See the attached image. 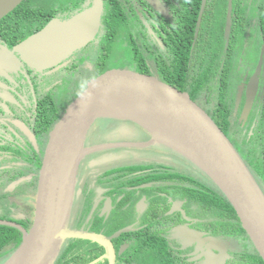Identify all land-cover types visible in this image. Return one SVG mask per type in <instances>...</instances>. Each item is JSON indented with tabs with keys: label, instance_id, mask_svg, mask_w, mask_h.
Here are the masks:
<instances>
[{
	"label": "flooded vegetation",
	"instance_id": "af4514ba",
	"mask_svg": "<svg viewBox=\"0 0 264 264\" xmlns=\"http://www.w3.org/2000/svg\"><path fill=\"white\" fill-rule=\"evenodd\" d=\"M94 1L80 0L75 14L66 17L69 10L59 11L49 22L69 20L90 9ZM101 1V26L94 40L61 63L43 70L29 68L15 52L21 43L40 31L36 28L38 24L32 27L36 18L26 12L29 4L21 6L22 2L0 20V226L21 234L22 241L24 231H29L33 224L42 160L58 114L55 95L58 90H64L71 100L75 99L98 75L88 78L97 68L99 59L105 53H114L109 46L117 32L103 28L106 5ZM120 2L124 5L125 18L141 29L136 39L132 33L127 39L131 45L129 55L139 53L144 59L147 55L151 62L167 61L173 66L176 59L184 63L186 46L190 48L191 60L198 55L200 47L210 46L206 38L208 32L200 34V29L209 30L217 0ZM239 8L240 4L230 9L227 0L225 15H230L232 25ZM242 16L240 13L239 19ZM190 33L193 36L185 37ZM232 35L233 32L219 40L225 43L221 53H217L219 48L210 46L212 50L206 55L212 59V70L217 68L213 75L214 94L226 88V93L232 97V128L227 134L223 133L245 158L244 154L252 148L247 142L256 129V117L262 114L264 107V65L250 114L243 125L240 119L247 85L256 68L252 71L247 68L249 35L245 34L242 45L233 41ZM87 52L89 54L82 59ZM151 62L148 65L150 73L132 67L123 69L154 76L167 83L155 74ZM225 73L226 85L219 82ZM75 79L79 81L77 86ZM181 92L190 96L188 91ZM194 102L209 115L205 96ZM210 109L213 111L212 105ZM99 125L102 127L97 129ZM236 125L247 127V132L241 133ZM151 142L152 135L131 121L104 118L93 124L85 142V148L90 151L77 172L69 228L111 238L115 255L112 260L108 246L86 239H68L58 259L63 250L81 243L86 248L84 256L99 252L84 264H163L166 260L170 264H264L249 236L244 231L243 237L234 233L239 224L219 189L186 159ZM203 192L216 198L217 203H203ZM187 195L198 197L188 198ZM119 232L121 234L114 237ZM19 247L14 243L4 246L0 250V264L6 263ZM70 263L73 264L74 259H70Z\"/></svg>",
	"mask_w": 264,
	"mask_h": 264
},
{
	"label": "water",
	"instance_id": "95a60500",
	"mask_svg": "<svg viewBox=\"0 0 264 264\" xmlns=\"http://www.w3.org/2000/svg\"><path fill=\"white\" fill-rule=\"evenodd\" d=\"M23 1L0 0V20ZM102 12V1L95 0L90 9L69 20L53 19L15 52L32 69L57 65L94 40ZM261 51L247 85L240 122L247 120L257 93L264 48ZM242 91L243 88L237 105ZM104 118L137 124L152 135V144L166 146L204 174L232 205L264 262V193L227 136L187 93L154 76L111 68L86 84L51 130L40 170L32 227L24 231L21 246L5 264H55L68 239H86L108 246L113 260L111 238L69 228L77 172L90 151L85 148L86 138L93 124Z\"/></svg>",
	"mask_w": 264,
	"mask_h": 264
},
{
	"label": "trees",
	"instance_id": "16d2710c",
	"mask_svg": "<svg viewBox=\"0 0 264 264\" xmlns=\"http://www.w3.org/2000/svg\"><path fill=\"white\" fill-rule=\"evenodd\" d=\"M60 1L64 7L63 10H56L52 6L46 5L44 0L42 4H40L41 0H36L35 2L32 3H28V0H25L24 3L21 4V6L25 5L26 7V5L29 4V7L31 8L30 9L31 12L29 11L28 8L26 12L30 15L31 14L34 15V17L36 18V21L32 23V27L38 24L36 28L42 29L45 26V24L49 22L50 19L54 18L56 15L60 13L59 11L66 12L67 10H69L70 14L66 15V17L72 16V14H75L78 11L77 7L79 6L78 2L80 0H60ZM103 2L106 5L105 17L102 21L103 28H106L107 30L116 29V32L118 33L119 29L117 28L120 27L119 23L124 24L127 22V18H125L124 16L125 14L124 5L123 4L121 5L120 0H103ZM129 2L130 0H126V3ZM236 8H238V5ZM30 15L28 17H30ZM239 17H240V13L236 15V18L239 19ZM28 31L31 32V30L29 29ZM139 33H141L140 29H139ZM245 34H246L245 30H243L242 28L233 32L232 35L233 41L242 45L243 40L245 39ZM187 35L193 36V34L190 33V34H186L185 37ZM114 38L110 41H113ZM210 40L211 38L208 39L209 43ZM219 40L221 39L215 40L214 45L209 44L210 46L219 48L217 52L218 54L221 53L222 48H225L224 41L220 43ZM186 42L187 41H184V43ZM260 43L261 45L259 44L256 53H258L261 50V46L262 44H264V38ZM210 46L202 49L200 47L198 55L194 56L193 60H191L190 58V48L186 46L185 47L186 53L184 55L183 64L180 61V59L179 61L178 59H176V63L173 66H171V63L167 61L162 62V61L154 60L153 62H151L150 58L147 55L144 59V56H142V54L135 53L133 55H130L129 62L123 63L124 64L123 67L125 68L132 67L135 68L136 70H139L140 72L150 73L148 65H150L151 62L153 63L156 69V73H155L156 75H158L168 84L177 86V88H179L181 91H188L194 101L198 102L202 98V96H205L206 103L209 106V109L211 108V105L213 106V111H211V109L210 110L208 109L209 115L211 116L213 121L217 124V126L227 134L230 131V128H232L230 124V122L232 121V114H233V104L231 103L232 100H230L232 99V97L230 96L229 93H226L227 90L226 88L224 89V91L221 90L218 94L216 93L214 94L213 92L214 91L212 88L213 78H214L213 75H214V71L217 68L212 70V66H213L212 59L206 55L210 50H212V47ZM197 50L198 48H196L195 52H197ZM105 54L106 55L104 57H101V59H99V61L96 63L97 68H95V70L91 72V75L88 76V78H90L92 74H99L100 72L107 69V67L103 65V61L108 59V56L111 54L108 53ZM105 57L107 58L103 59ZM189 58H190V62L188 61ZM226 73L225 75H222L219 78V82L224 85H226V81H225ZM263 74H264V67H263ZM232 93L235 94L234 89ZM261 111H262L261 119L264 120V107ZM61 114L62 113L58 111L56 119H54L53 122L56 123L57 120L60 118ZM243 140L245 142L246 137H244ZM257 140H259V138L257 137V135H255L250 141L247 142V144L251 145L252 143L257 142ZM260 154H261L260 152L253 151V149L250 147V149L247 150V152L244 154L245 158H243V160L247 163L253 176L256 178L257 182L260 184L262 191L264 192V160L261 159V157L259 156ZM201 196H202L201 200L203 203H212V202H213L212 204L217 203L216 198H211V196L205 192H203ZM221 196L223 197L225 203L229 206L230 213L238 222L240 229L239 231L243 232L244 230L241 226L239 219L236 216V213L232 205L229 203V201L224 197L222 193ZM187 197L196 199L198 196L192 197L190 195H187ZM13 231L14 230L11 228L0 226V250L3 249L4 246L10 243H14L16 248L20 246L22 242L21 234H14ZM114 231H116V229ZM234 233H238V230H236V226L234 229ZM85 250L86 248L82 247L81 243L78 244L77 247L74 246L73 248L65 249L63 250L62 256L61 258L58 259L56 264H71L70 259H74L73 264H84L99 255V252H97L90 257H86L83 255L85 253ZM163 264H170V261L166 260V262H163Z\"/></svg>",
	"mask_w": 264,
	"mask_h": 264
},
{
	"label": "rangeland",
	"instance_id": "374dc122",
	"mask_svg": "<svg viewBox=\"0 0 264 264\" xmlns=\"http://www.w3.org/2000/svg\"><path fill=\"white\" fill-rule=\"evenodd\" d=\"M35 1L36 0H30V1L28 0V3H32ZM42 2L43 0H41L40 4H42ZM44 2L46 5L52 6L56 10L64 9L60 0H44ZM226 2L227 0H217L216 7L214 10L213 23H211L209 30L200 29V34L205 31L208 32L206 38H211L209 44L214 45L215 40L217 39H223L226 36H228L230 33L235 32L239 30L240 28L245 30L246 34L249 35V39H250V47L247 51V55H248L247 59H249L247 68L248 69L250 68L249 70L252 71L254 68H256L255 63L258 62V58L262 52L261 50L264 48V44H262L261 50L258 53H256V50L259 44L261 45L260 42L264 38V13H263L264 12V0H231V5L233 6L234 9L237 7V5L240 4V8L238 9L237 14L238 13L243 14V16L240 19L236 18V16L235 18H233V25H232V22L229 21L230 15L229 16L225 15ZM229 3H230V0H229ZM227 10H228V7H227ZM234 14H235V11H234ZM119 24H120L121 29L116 34L113 42L109 46L111 49L114 50V53L109 55L108 59L103 61V65H105L107 68H123V65H124L123 63L130 61L129 53L131 52V49H130L131 45H130V42H127V39L131 33L133 34V37H135L136 39L137 33L139 32L137 25L129 21L128 19L126 23L124 24L119 23ZM88 54L89 53L87 52L82 57V59L86 57ZM226 81H228L227 77H226ZM78 82L79 81L75 79L76 86ZM66 93L67 92L64 90H60V91L58 90L54 98V103L57 106V109L60 113H63L66 107L69 106L70 102L72 101L71 100L72 97L70 98V96L67 95ZM260 114L261 112L256 117L258 121L256 124L257 125L256 130H255V135H257L259 140H257V142L252 143L251 146H252L253 151H257L261 153L259 156L261 157L262 160H264V154H262L264 153V120L260 118ZM101 127L102 126L99 125L97 129H100ZM236 128L240 130L241 133L244 132L243 128L237 125H236ZM253 136H254V130L251 135V138ZM160 146L167 149V147L164 145H160ZM236 230H238L237 237H243L242 232L239 231L240 229L236 228ZM240 241L242 244L243 238H241ZM237 248L238 247H235V249ZM247 249L252 251V248H247Z\"/></svg>",
	"mask_w": 264,
	"mask_h": 264
},
{
	"label": "clouds",
	"instance_id": "9594fccd",
	"mask_svg": "<svg viewBox=\"0 0 264 264\" xmlns=\"http://www.w3.org/2000/svg\"><path fill=\"white\" fill-rule=\"evenodd\" d=\"M24 1H25V0H24ZM24 1H23V2H24ZM27 8H28L29 10L31 9V8H29V7H27ZM47 24H48V23H46L45 26H46ZM45 26H44V27H45ZM44 27H43V28H44ZM43 28H42V29H43ZM42 29H40V30H42ZM227 45H228V41H227V43H226V47H227ZM263 64H264V63H263ZM189 97H190V96H189ZM73 100H74V99H73ZM73 100H72V101H73ZM72 101H71V102H72ZM67 107H68V106H67ZM67 107H66V108H67ZM62 114H63V113H62ZM62 114H61V115H62ZM60 117H61V116H60ZM57 121H58V120H57ZM245 122H246V121H245ZM245 122L243 121V125L245 124ZM246 130H247V127H243V131H246ZM254 136H255V130H254ZM254 136H253V137H254ZM253 137H252V138H253ZM237 152H238V151H237ZM240 156H241V155H240ZM242 159H243V158H242ZM244 162H245V161H244ZM246 165H247V164H246ZM248 168H249V167H248ZM250 171H251V170H250ZM251 173H252V172H251ZM256 181H257V180H256ZM258 184H259V183H258ZM259 186H260V185H259ZM263 193H264V192H263Z\"/></svg>",
	"mask_w": 264,
	"mask_h": 264
}]
</instances>
